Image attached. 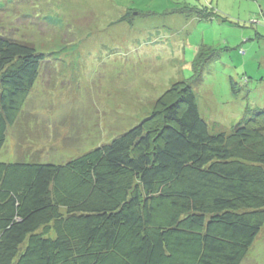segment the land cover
I'll return each instance as SVG.
<instances>
[{
    "label": "trees",
    "instance_id": "16d2710c",
    "mask_svg": "<svg viewBox=\"0 0 264 264\" xmlns=\"http://www.w3.org/2000/svg\"><path fill=\"white\" fill-rule=\"evenodd\" d=\"M47 62L0 33V154ZM263 229L264 106L213 133L189 80L67 162L0 161V264H242Z\"/></svg>",
    "mask_w": 264,
    "mask_h": 264
},
{
    "label": "rangeland",
    "instance_id": "374dc122",
    "mask_svg": "<svg viewBox=\"0 0 264 264\" xmlns=\"http://www.w3.org/2000/svg\"><path fill=\"white\" fill-rule=\"evenodd\" d=\"M128 13L133 23L119 21ZM0 33L49 62L0 161L83 155L144 121L178 81H191L213 133L264 106V0H0ZM205 46L215 55L196 76ZM242 264H264V229Z\"/></svg>",
    "mask_w": 264,
    "mask_h": 264
}]
</instances>
